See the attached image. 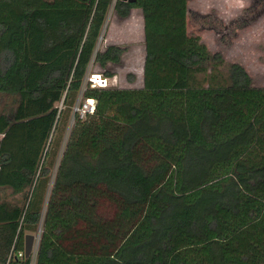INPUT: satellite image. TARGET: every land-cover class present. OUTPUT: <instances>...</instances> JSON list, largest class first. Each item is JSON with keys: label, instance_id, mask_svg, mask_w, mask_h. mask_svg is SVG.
Instances as JSON below:
<instances>
[{"label": "trees", "instance_id": "obj_1", "mask_svg": "<svg viewBox=\"0 0 264 264\" xmlns=\"http://www.w3.org/2000/svg\"><path fill=\"white\" fill-rule=\"evenodd\" d=\"M76 1L0 0V264L39 229L35 264H264V86L188 0ZM112 6L142 10V87L86 84L126 52L98 47Z\"/></svg>", "mask_w": 264, "mask_h": 264}, {"label": "rangeland", "instance_id": "obj_2", "mask_svg": "<svg viewBox=\"0 0 264 264\" xmlns=\"http://www.w3.org/2000/svg\"><path fill=\"white\" fill-rule=\"evenodd\" d=\"M95 0H91L93 2ZM88 2V3H90ZM59 5H78L76 0H59ZM188 30L200 36L213 53H221L227 65L240 63L252 77L253 84L264 86V0H188ZM117 44L126 47L120 64H109L113 72L109 87H142L146 58L144 17L134 8L127 18H120L111 7L99 41V49ZM92 73L104 75V69L92 64ZM87 77L86 84L91 83ZM133 78V80H132ZM73 125H68L63 148ZM52 183L46 190L43 209L46 211ZM10 199H14L10 196ZM36 236L33 262H36L41 231L29 232Z\"/></svg>", "mask_w": 264, "mask_h": 264}, {"label": "built area", "instance_id": "obj_3", "mask_svg": "<svg viewBox=\"0 0 264 264\" xmlns=\"http://www.w3.org/2000/svg\"><path fill=\"white\" fill-rule=\"evenodd\" d=\"M99 76V77H97ZM89 81L91 82L92 87H100V88H107L109 87L110 79L109 77L101 74V73H92L88 77ZM97 108V101L94 98H87L82 103L75 107V112L79 114L81 118H85L88 114L95 113ZM34 253V252H33ZM34 255V254H33ZM19 257L26 256L25 252L22 251L18 255Z\"/></svg>", "mask_w": 264, "mask_h": 264}, {"label": "water", "instance_id": "obj_4", "mask_svg": "<svg viewBox=\"0 0 264 264\" xmlns=\"http://www.w3.org/2000/svg\"><path fill=\"white\" fill-rule=\"evenodd\" d=\"M40 231L42 230L40 229ZM35 240L36 236L32 233L27 234L25 237V254L27 258L31 257L34 252Z\"/></svg>", "mask_w": 264, "mask_h": 264}, {"label": "bare ground", "instance_id": "obj_5", "mask_svg": "<svg viewBox=\"0 0 264 264\" xmlns=\"http://www.w3.org/2000/svg\"><path fill=\"white\" fill-rule=\"evenodd\" d=\"M98 77V76H97Z\"/></svg>", "mask_w": 264, "mask_h": 264}]
</instances>
